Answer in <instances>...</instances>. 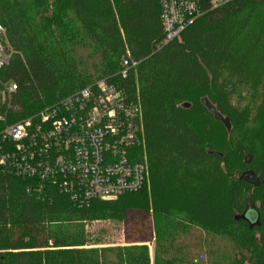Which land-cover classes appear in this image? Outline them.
I'll return each mask as SVG.
<instances>
[{
  "label": "trees",
  "instance_id": "1",
  "mask_svg": "<svg viewBox=\"0 0 264 264\" xmlns=\"http://www.w3.org/2000/svg\"><path fill=\"white\" fill-rule=\"evenodd\" d=\"M199 3L160 44L157 0H0L6 122L106 78L139 106L148 165L142 189L82 205L0 173V264H264V0Z\"/></svg>",
  "mask_w": 264,
  "mask_h": 264
},
{
  "label": "built area",
  "instance_id": "2",
  "mask_svg": "<svg viewBox=\"0 0 264 264\" xmlns=\"http://www.w3.org/2000/svg\"><path fill=\"white\" fill-rule=\"evenodd\" d=\"M165 44L201 13L199 0H157ZM230 0H209L210 7ZM12 50L0 27V68ZM135 62L121 61L119 73ZM16 84L0 91V173L28 180L26 192L53 187L79 205L113 200L147 185L141 113L136 102L106 78H98L33 113L6 122Z\"/></svg>",
  "mask_w": 264,
  "mask_h": 264
},
{
  "label": "rangeland",
  "instance_id": "3",
  "mask_svg": "<svg viewBox=\"0 0 264 264\" xmlns=\"http://www.w3.org/2000/svg\"><path fill=\"white\" fill-rule=\"evenodd\" d=\"M229 127H230V125H229ZM243 202H244V211H243L244 214H243V217L251 225H253V223H255V221H256V213H255L254 206L248 201V199L246 197L243 198ZM144 224H146V222H144ZM112 233H113V235H115L114 237H120V238H117V240L121 241V236H116L117 234L120 235L121 231L112 230ZM146 244L148 245L150 256H151V254H152V241H150V243L146 242Z\"/></svg>",
  "mask_w": 264,
  "mask_h": 264
},
{
  "label": "water",
  "instance_id": "4",
  "mask_svg": "<svg viewBox=\"0 0 264 264\" xmlns=\"http://www.w3.org/2000/svg\"><path fill=\"white\" fill-rule=\"evenodd\" d=\"M214 116L219 118L224 123V125L226 126L227 129L229 128V122H228V120L225 117L219 115L218 113H215ZM247 179L250 182L253 181V178H251V177L247 178Z\"/></svg>",
  "mask_w": 264,
  "mask_h": 264
}]
</instances>
